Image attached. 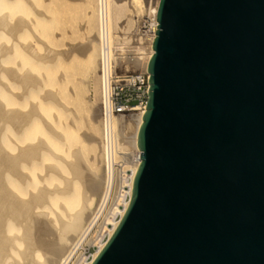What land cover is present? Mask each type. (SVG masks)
Segmentation results:
<instances>
[{"label": "water", "instance_id": "95a60500", "mask_svg": "<svg viewBox=\"0 0 264 264\" xmlns=\"http://www.w3.org/2000/svg\"><path fill=\"white\" fill-rule=\"evenodd\" d=\"M129 208L92 264H264V0H160Z\"/></svg>", "mask_w": 264, "mask_h": 264}, {"label": "bare ground", "instance_id": "6f19581e", "mask_svg": "<svg viewBox=\"0 0 264 264\" xmlns=\"http://www.w3.org/2000/svg\"><path fill=\"white\" fill-rule=\"evenodd\" d=\"M96 1L97 34L91 37L87 32L84 43L66 40L52 51L39 35L47 42L72 35L71 27L55 31V0H0V43L4 42L0 46V81L5 84H0V264H69L79 248L92 240L90 230L111 198L114 180L110 165L105 164L100 175L94 165L100 143L99 110L88 105L84 95L91 73L97 74V52L107 68L113 61L124 60L148 74L160 0L150 6L145 0ZM39 2L51 6L47 15L38 13ZM131 6L145 8L152 21L150 35L140 43L144 55L139 59L128 50L132 46L126 47V37L117 35L121 46L114 44L118 22ZM92 12H85L88 19ZM79 31L90 29L82 25ZM32 41L45 46L44 55L36 53ZM120 49L122 53L117 54ZM126 51L130 52L126 55ZM98 92L101 94V86L98 89L95 84L94 95ZM144 112L116 122V159L131 171L128 178H122L119 189L116 179V205L122 207L115 205L105 216V225L111 228L102 229L103 240L93 237L96 250L91 259L74 264L95 261L129 208L141 161L138 132ZM100 146L98 151L103 154L102 140ZM89 151L95 154L86 159ZM59 174L65 178L59 179ZM123 186L128 190L123 191ZM97 199L99 207L94 211Z\"/></svg>", "mask_w": 264, "mask_h": 264}, {"label": "rangeland", "instance_id": "374dc122", "mask_svg": "<svg viewBox=\"0 0 264 264\" xmlns=\"http://www.w3.org/2000/svg\"><path fill=\"white\" fill-rule=\"evenodd\" d=\"M67 1H69V0H55L56 3H55L54 9L57 11L56 18L58 21V25L55 28V31H57V33L58 32L60 33V31L63 30L65 27H67V28L71 27V28H69L70 32L72 34L71 38L70 39H57V40L47 42V39H45L42 35H39L41 42L45 41L46 43H48L47 45H48L49 50L56 51V49H60L62 44L66 40H69L70 43H84V36L87 35V32H90V36L92 37L95 34H97V32L99 30L98 14H97V1L96 0H85L88 4H83L79 0H74L76 2H70L69 1L70 3ZM156 1H158V0H145V3L148 6H150L151 4H154ZM50 8H51V6L49 4H44L42 2H39L38 5L36 6V9L41 11V12L38 11V13L44 12V13H46V15L48 14V11ZM87 10L93 11L92 12L93 15L89 19L85 15V12ZM119 21L120 22H118V30L114 31V33L116 32L115 38H114V44L116 45V43H117L118 45H120V43L118 42L117 35H119L121 37H126L127 38L126 47L129 48L132 46L131 48H129V49L127 48V49L131 51L133 57H135L136 59H139V55L143 54V52L140 48V43H142L141 41L144 42L146 40L145 38L150 35L151 23H152L151 17L149 16V14L147 13V10L145 8L139 9V8H135V7L131 6L130 9L125 8L124 13L122 15V18ZM82 25H86L87 30L90 29V31H84V32L79 31V28H81ZM3 45H4V42L3 43L1 42L0 46H3ZM30 46H32L34 48V50L36 51V53L38 55L42 54V53H43L42 55H44L45 46H43V45L41 46L40 44L37 45L33 41H32V44ZM120 46H118V47H120ZM130 51H128V52H130ZM128 52L126 51L125 54ZM115 53H116V50H115ZM121 53L122 52L120 49V52H117V54H121ZM101 60H102V57L99 54V52H97V55H96V62H97V68H98V70L96 72L97 74L95 75V73L94 74L91 73L92 75H90L91 80H90V83L88 86V90H87L86 95H84L85 101L88 103V105H90L91 107H94L93 109H95V110L97 108L99 110V103H100V94L98 92V94L95 96L94 95V88H95V84L97 85L98 89H99V86H101L100 85L101 84V78H100ZM128 63L129 64H127V62H125L124 60H122V61L120 60L119 62H117V66H118L119 71L121 73H124V72H135V73L142 72L141 68H139V67L135 68L133 63L132 64H131V62H128ZM1 82L3 83L2 79L0 81V84H2ZM3 85H5V84L3 83ZM89 103H91V104H89ZM98 123L99 124L97 125V128L99 129L98 133L100 136V143H101L102 130H101L100 122H98ZM2 124L3 123L0 122V127L2 126ZM8 124H5V126H7V127L11 126L10 129L14 128L11 124H9L10 126ZM80 128L85 129V127H83V126H81ZM100 143H98L99 147L96 148V151L98 152V158H97L98 160L96 159V161L94 162L95 163L94 165L96 167V172L98 173V175H100L102 173V171L105 167L104 156H103L101 150L98 151L99 148L101 149ZM93 154H95V153H93L92 151L86 152V155H85L86 159L93 156ZM97 162H98V164H97ZM58 177H59V179L61 178V180H63L65 178L63 175H60V174ZM122 178L123 177H121L120 174H118L116 177V179H118V182H119L118 189L121 185ZM113 194H114V191H113ZM113 196H114V199H113ZM113 196L111 194V198L109 199L107 204L105 203V205L101 208V210H100L101 213H99V216H98L97 220L95 221L94 226L91 228L92 230H90L91 234L89 233V238H91V236H92V240H94L93 237H95L96 239L98 238V240H100V239L103 240L104 237L102 235H104V232H103L104 227L105 228H111V225H109V224L105 225V216L110 212V210L112 208H115L117 206L116 205V199H115L116 194H114ZM98 205H99V203H98V199H97V200H95V202L93 204V208L94 209L96 208L94 211H96L98 209L97 208ZM117 207L121 208L122 206L118 205ZM95 224H96V227H95ZM101 227H103V228H101ZM98 232H99V234H98ZM95 234H96V236H95ZM100 234H102L101 235L102 238H101ZM92 240L90 241V243L85 242V244H83L79 248L77 255L74 257V259H72L70 261L69 264H74L76 261H79L80 259H85V260L87 258L90 259V256L96 250V245ZM11 264H14V262H12Z\"/></svg>", "mask_w": 264, "mask_h": 264}, {"label": "built area", "instance_id": "2783aa9c", "mask_svg": "<svg viewBox=\"0 0 264 264\" xmlns=\"http://www.w3.org/2000/svg\"><path fill=\"white\" fill-rule=\"evenodd\" d=\"M151 33V32H150ZM101 63V94L99 103V121L102 128L103 156L106 166L110 165L113 173L116 194V176L128 178L131 171L123 161L116 159V122L128 119L132 114L145 111L149 89L148 74L145 71L121 73L117 62L108 66ZM123 191L128 190L123 186ZM114 191V194H113ZM92 255L90 256L91 259ZM87 258V260H90Z\"/></svg>", "mask_w": 264, "mask_h": 264}]
</instances>
